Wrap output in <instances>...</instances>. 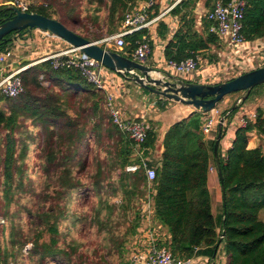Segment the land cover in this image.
I'll use <instances>...</instances> for the list:
<instances>
[{"label":"trees","instance_id":"1","mask_svg":"<svg viewBox=\"0 0 264 264\" xmlns=\"http://www.w3.org/2000/svg\"><path fill=\"white\" fill-rule=\"evenodd\" d=\"M37 1L41 3L31 10L52 18L51 9H55L58 3L64 2L67 5L69 2ZM86 1L87 8L95 10L96 15H92L95 23L101 25L100 17H103L109 32L113 33L120 27L126 11L140 0ZM199 1L180 0L171 9L170 13L179 17L181 26L166 47L169 59L180 61L193 52L220 45L219 36L210 30L212 21L203 14L199 16L196 13ZM223 1L227 3L231 0ZM215 2L216 0H205L207 10L213 8ZM247 3L243 32L252 41L264 37V0H247ZM158 11L157 8L155 14ZM12 15L9 5L0 6V22ZM198 17L201 30L196 28ZM58 20L66 24L63 20ZM158 27L160 36L165 37L167 25L161 21ZM71 29L94 40L85 32ZM144 33L146 29L125 37L128 44L122 48L128 50V56L132 57L130 53ZM12 41L13 34H9L6 41H0V52L8 50ZM123 49L118 52L124 54ZM209 58L213 59L212 56ZM21 77L24 93L15 98L0 94V101L3 102L0 105V151L2 147L5 148L4 167L0 168V173L2 170L6 196L12 200L16 191L13 187L15 174L22 172L21 165L28 158V145L24 144L17 152V140L14 136L25 118L41 124L47 132L43 147V166L47 173L55 167L58 169L55 174L58 188L54 187L53 193H46L45 200L51 202V205L35 214L38 222L32 220L34 235H27L21 241L18 237L21 232L17 230L15 223L11 227L0 224V263L9 264L6 257L13 254L6 243L9 228L12 248L17 246L20 254L23 255L27 243H32L29 258L33 264H108L112 254H118L122 259V256L126 253L128 256L135 249L136 246H132V243L139 228H146V213L143 212L142 205L145 201H151L153 219L167 228L170 238L165 244L170 247L174 256L191 257L197 255L198 251L202 253L200 250L203 248V252L212 257L221 239L219 246H224L228 257L226 264H264V219L261 217V211L264 210V144L249 148L247 138V133L252 131L264 135L263 108H258L255 121L249 120L245 127L237 128L235 140L225 155H222L219 144L218 160L225 186L224 207L219 219L213 213L208 186L210 169L215 167L218 170L214 156L217 136L209 139L203 133L202 110L192 112L168 128L163 139L161 162L155 166L156 176L150 181L143 167L136 171L127 170L128 165L141 161L140 156L136 155L133 141L114 123L103 89L88 82L74 69H55L51 61L29 66L21 72ZM41 78L52 82V87L60 85L62 93L47 91ZM260 86L252 89L246 100ZM83 93L85 97L80 101H93L91 110L94 115H97L100 105L105 103L109 115L105 129L109 139L113 140L108 144L104 156L97 154L95 157L97 182L92 185L98 201L89 220L102 235V244L99 248L85 247V250L79 240L62 241L66 235L78 231L82 218L72 209V203L67 198L85 184L75 174L72 162L80 155L86 133L99 131L104 125L102 122L89 125L87 120L79 122L77 117L68 112L70 97L65 96L78 97ZM238 110L237 107L228 117H232ZM225 131L226 128H223V136ZM157 139L158 133L150 126L144 146L154 148ZM97 140L101 142L99 132ZM78 163L85 165L82 161ZM46 182V188L49 189L53 183L49 180ZM24 186V176H20L17 189L22 190ZM115 197L120 200L114 201ZM46 234L49 239L43 240ZM159 244L163 245V241ZM197 247L200 250H196ZM17 260H21V257ZM121 264H127V261H122Z\"/></svg>","mask_w":264,"mask_h":264},{"label":"built area","instance_id":"2","mask_svg":"<svg viewBox=\"0 0 264 264\" xmlns=\"http://www.w3.org/2000/svg\"><path fill=\"white\" fill-rule=\"evenodd\" d=\"M179 1L180 0L175 1L167 9L158 11L157 14H155L157 10L156 7L160 4V0L138 1L133 8L126 11L119 30L102 39V44H105L106 47L114 46L115 48H121L128 44L125 39L127 35L146 29V33L143 34L141 39L136 41V47L131 53L133 59L145 63L148 61V58L153 50L152 40L149 33L151 28L154 27L159 20L163 19V17L173 7H175ZM7 3L9 2L7 1ZM40 3L41 2L37 0H11L9 4L16 6L22 11L35 12L31 9ZM247 4V0H231L227 3L223 0H216L213 8L206 10L204 13V16L212 21L210 30L216 33L222 41L236 46L238 48V52H241L243 47H248L251 42L246 38L243 32L245 9ZM40 31L41 30L38 29L35 30L36 33ZM69 45L70 47L53 53H48L37 61H51V65L55 69H74L97 88L105 89L106 73L111 69L104 65L101 61L85 54L80 48L74 47L71 44ZM258 47L260 48V46ZM258 52H261V48L260 50H257V47L254 49L250 46L245 50V54H243L244 56L239 54L243 59L236 60L235 65L238 68V72H241L227 80L254 69L264 63V59H257L260 57V53L258 55ZM12 55L13 53L11 49L0 52V64L3 65L6 63L8 58L12 57ZM257 62L261 63L257 65ZM242 63H247V65L244 66ZM31 64L9 73H4L2 71L3 67H0V94L4 97L15 98L24 93L25 87L21 77V72ZM168 65L174 68L177 73H192L199 68L198 60L192 56L180 61L171 59L168 62ZM224 70L225 69H223V71ZM107 105L110 109L114 123L133 141L136 155L140 156L141 161L139 163L128 165L127 170L136 171L143 167L146 170L148 179L150 181L153 180L156 176V168L150 166L147 159L143 157L145 148L144 143L148 138L150 124L146 119L128 117L126 113L118 107L113 94L109 93L107 97ZM256 115L257 111H249L248 107H245L243 113L241 114L239 125L236 128L245 127L249 120H254V118H256ZM223 116L222 111L218 110V107L212 109L211 111L203 112V121L201 126L203 133L206 136L215 135L217 132L216 129H218V125ZM225 123L226 119L224 121V124ZM235 123L236 122L234 121L231 122L233 125H235ZM142 209L143 212L146 213L147 219V226L143 229L145 232L144 237L149 243H144V248L136 246L135 249L129 253L130 258L127 264H141L142 262L145 264H191L193 257H176L166 245L159 244L160 241H163L159 232L160 223L155 222L153 219L154 212L151 201L143 202ZM4 222L5 219L0 218V223L2 224ZM196 250H198V247Z\"/></svg>","mask_w":264,"mask_h":264},{"label":"rangeland","instance_id":"3","mask_svg":"<svg viewBox=\"0 0 264 264\" xmlns=\"http://www.w3.org/2000/svg\"><path fill=\"white\" fill-rule=\"evenodd\" d=\"M7 1L10 3L11 0ZM9 6L11 5L9 4ZM199 6L202 8L201 11L207 10V8L205 7V0H202V3L199 4ZM87 7L88 5L86 0H69L67 5L64 4V2L58 3V6H56L55 9H51V11L53 13L54 18L63 20L71 28L87 33V35L94 38V40L92 41L99 42V44L103 45L101 40L104 39V37L106 36L108 26L106 23L103 22V17H100L101 25L95 23V20L92 16L96 15L95 10ZM18 38L20 39L19 43L20 41H22V44H28L36 41L32 44L35 45V43L40 41V36L35 31H33L32 33L23 32V34L19 35ZM61 40L64 41V39L62 38ZM58 42L61 41L52 40L53 45L51 47L53 49H57L55 44ZM12 47L10 49H12ZM108 48L114 49L113 46H108ZM25 53H28V51H26ZM37 55L41 54H36V56ZM259 63H257V65ZM263 64L264 63H262L261 65ZM42 80L43 84L45 83V86L48 84L47 82H50L48 80L45 81V79ZM223 80L225 81V79ZM49 84L50 85L46 86L47 91L52 90L57 94L62 93L63 90L59 88V85L52 87L53 85L51 86V82ZM242 94L243 92L241 91L230 94L226 96V98L230 97L229 104H231L232 102H234V100L236 101V99ZM65 97H70L68 99L67 106L68 112L72 116L77 117L79 122L87 120L89 125H91L93 122H102L104 125L101 126L99 131L89 132L88 134L86 133V136L83 139V144L81 146L80 155L74 158L72 162L75 174L81 177L85 184L82 185L79 190L70 193L67 198L72 203V209L79 213L82 218H80L79 221L78 231L75 234L70 233L69 235H66V237L63 238L62 241L72 239L79 240L82 249L84 250L85 247L92 246H97V248H99L102 244L103 237L98 233L97 228L92 226L89 218L92 214L93 207H96V203L98 201L97 194L92 188V185L97 182L95 157L97 156V154L104 156L108 144L113 142V140L111 141L107 136V131L105 129V125L108 124L109 115L106 110L105 103H103V105H100V107L98 108L97 115H94L91 110L93 101H80L81 98L85 97L84 93L80 94L78 97H72L70 95ZM226 98H224V100H226ZM222 103L223 102L221 101L217 106L218 110H221L222 115H224V111L231 107L233 103L230 106H224ZM244 105L248 107L249 111H257L259 107L264 109V85L262 87L257 88L253 93L252 97L246 100L242 106ZM253 121H255V118ZM98 132L101 133V142H98L97 140ZM258 135L261 137L260 144L263 145L264 135H260L259 133ZM14 136L17 140L15 143L16 147L18 148L17 152L21 147L24 146V144L28 145V158L21 165L22 172L20 174H15V182L13 184V187L16 191H14L12 200H10L8 196H6V186L3 183V171L1 170L0 218L3 217L5 219V223L3 224L9 225V227H11L13 223H15L17 230L21 232L18 237L21 241H24L27 235H34L35 233V230L31 228L32 220H34L35 223L38 222V219L35 214L39 212V210L44 211L48 208V206L51 205V202L46 201L45 198L47 192L53 193V188H58L57 180L55 179V174L58 169L55 167L53 171L47 173L45 167L43 166V147L45 146L44 143L46 140L47 132L41 124H37L31 118L22 119L21 126L17 129ZM216 136L217 133L215 135L207 136V138L213 139ZM21 141H24V143L22 144ZM4 150L5 148L2 147L0 151V168L2 169L4 167ZM16 154L18 155V153ZM79 161H82V163L85 162V165H80L78 163ZM20 176H24L25 186L22 190L17 189V183L19 181ZM47 180L53 183L50 185L49 189L46 188ZM118 200H120V198H114V201L117 202ZM9 202L10 205L7 206ZM221 216V214H218L219 219L221 218ZM10 231L11 229L9 228L6 233V243L7 245H9L11 251H13V254L10 256L8 255V258L6 257L7 262L9 260V264H33L29 258V251L32 247V243H27L26 247L23 249V255L20 254L17 251V246L15 248H12L9 236ZM48 239L49 236L46 234L43 237V240ZM88 250L93 251L94 249L88 248ZM18 257H21V260L18 261ZM125 260H127V253L122 256V259L119 257L118 254H112L110 255V262L108 264H121L122 261Z\"/></svg>","mask_w":264,"mask_h":264},{"label":"crops","instance_id":"4","mask_svg":"<svg viewBox=\"0 0 264 264\" xmlns=\"http://www.w3.org/2000/svg\"><path fill=\"white\" fill-rule=\"evenodd\" d=\"M175 1L178 0H160V4L157 5V8L159 9V11L167 9ZM201 3L202 0L198 2V6L196 8V13L199 16L202 14L204 15L205 12V10L201 11V13L198 12L199 8H201L199 6V4ZM4 4L9 5V3H7V0H0V6ZM170 11L163 17V19L159 20L149 32L150 38L153 43V50L148 58V61L145 62L146 64L160 68L167 73L173 74L174 76H178L188 81L214 84L224 82L223 79L227 81V79H229L230 77L235 76L241 72H238L235 61L243 59L239 54H245V50L250 46H252V48L254 49L257 47V50H260L261 48V52H258V55L260 53V57H258L257 59H264V37L252 40L248 47L242 48L241 52H238V48L233 44L219 39L220 45H214L210 49L202 50L201 52H193L191 56L197 59L199 62L198 70L192 73H177L174 68L168 65V62L171 59H169V57L166 55V47L168 43L173 40V36L180 28L181 23L179 17L172 15ZM197 20L198 21L196 24V28L201 30L202 25L200 23L199 17L197 18ZM161 21H163L168 27V32L166 33L165 37L160 36L158 32V26ZM119 28L120 27H118V30ZM37 33H39L40 41L35 43V45L32 44L36 41L28 44H22V41H20V43L15 42L14 46L11 49L13 53L12 57L8 58L7 62L3 65L0 64V67H3L2 71L4 73L15 71L34 62V64L42 63L37 61L42 56L70 47L67 41H62L58 36H49L47 35V33L42 31ZM110 33L113 34L112 32H109V30H107L106 36L111 35ZM52 40L61 41L55 44L57 49H53L51 47L54 43H52ZM258 46H260V48ZM113 48L116 50L123 49L122 47L115 48L114 46ZM123 50L124 54L128 56V50ZM26 51H28V53H25ZM36 54L41 55L36 56ZM210 56H212L213 59L209 58ZM34 64H31L30 66ZM242 64L244 66L247 65V63ZM223 69L225 70L223 71ZM105 79V89L103 90L105 91L106 97H108L109 93L113 94L115 96L118 107H120V109L125 112L128 117L146 119L150 126H152L153 129L158 133L156 146L154 148L145 147L144 154H146L143 156L147 159L148 163L151 166L155 167L161 162L162 152L164 151L163 139L168 128L175 122L189 116L197 109H195V107L192 105L154 94L148 89L143 88L139 84L125 78L124 76L116 73L113 70L107 71ZM47 83L48 84L46 86L50 85V82ZM59 88L61 89V87ZM229 101L230 97H227L226 100H222V104L224 106H230L235 102L234 100V102L229 104ZM2 103L3 102L0 101V105H3ZM245 107L247 106H240L239 110L234 114V116L227 119L226 123L224 124V126H226V131L220 142V151L222 155L226 154L227 149L231 147L233 141L235 140V131L237 130L236 127L239 125L240 117ZM232 121L236 122L235 125L231 124ZM247 138L249 148H255L260 145L261 137L256 131L248 132ZM215 169V167H212V169H210L208 186L211 192L212 210L214 215L218 216V214H221L223 212L224 192L218 170ZM261 217L262 219H264V210L261 211ZM218 230H220V227H218ZM159 232L163 240V245H166L170 249V247L165 244L167 240L169 241L170 234L168 233L167 228L161 223ZM144 235V230H142V228H139L138 233L133 240L132 246L144 248V243H149ZM204 250L205 249L202 248L200 250L202 251V253H199L198 251L197 255L195 254L194 256H191L193 257V261L191 264H226L228 262V257L222 244H220L215 258L214 255L211 257L207 253L203 252ZM129 258L130 255L128 254L126 260L127 263L129 261ZM141 264L145 263L142 262Z\"/></svg>","mask_w":264,"mask_h":264},{"label":"water","instance_id":"5","mask_svg":"<svg viewBox=\"0 0 264 264\" xmlns=\"http://www.w3.org/2000/svg\"><path fill=\"white\" fill-rule=\"evenodd\" d=\"M10 8L13 15L0 22V41H6L7 36L13 34V41L9 43V49L14 42H19L20 39L18 37L23 32L32 33L38 29L48 35H55L64 39L72 46L80 48L88 56L101 61L111 70L134 81L152 93L192 105L195 109L204 112L214 109L226 96L242 91L243 94L236 99L227 114L221 118L214 143V156L225 200V186L220 169V161L218 160L219 144L223 137V124L226 116L246 101L252 89L264 84V65L220 83L211 84L188 81L167 73L160 68L139 62L118 52L116 49L104 47L99 42L87 39L56 18L48 17L36 11H22L13 5ZM201 10L199 8L198 12L201 13ZM219 243L215 248L214 258L218 252Z\"/></svg>","mask_w":264,"mask_h":264},{"label":"clouds","instance_id":"6","mask_svg":"<svg viewBox=\"0 0 264 264\" xmlns=\"http://www.w3.org/2000/svg\"><path fill=\"white\" fill-rule=\"evenodd\" d=\"M243 104H244V102L241 103L240 106H242ZM232 105H233V104H232ZM232 105H231V106H232ZM240 106H239L238 108H240ZM216 107H218V106H216ZM216 107H215V108H216ZM229 109H230V108H229ZM229 109H228V110H229ZM222 110H223V109H222ZM228 110H227V111H228ZM210 111H211V110H210ZM203 112H204V111H203ZM226 114H227V112H226L224 115H226ZM229 115H230V114H228V115L226 116V117H227L226 120L230 118V117H228ZM202 116H203V115H202ZM233 116H234V115H233ZM223 128H226V126H224V124H223ZM216 133L218 134V129H217V132H216ZM149 165H150V164H149ZM150 166H151V165H150ZM2 218H3V217H2ZM4 223H5V222H4ZM0 224H1V223H0ZM2 224H3V223H2Z\"/></svg>","mask_w":264,"mask_h":264}]
</instances>
